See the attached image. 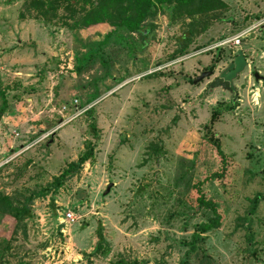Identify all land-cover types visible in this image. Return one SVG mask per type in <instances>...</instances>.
Listing matches in <instances>:
<instances>
[{
  "label": "rangeland",
  "instance_id": "1",
  "mask_svg": "<svg viewBox=\"0 0 264 264\" xmlns=\"http://www.w3.org/2000/svg\"><path fill=\"white\" fill-rule=\"evenodd\" d=\"M24 1L0 0V91L6 101L0 192L37 190L87 140L95 146L56 191L34 198L31 217L18 224L9 264L16 258L111 264L119 257L142 264H178L181 258L185 264H264V198L246 219L249 243L241 226L249 198L264 190V81L252 76H264V0H223L225 8L212 13L217 19L195 34L181 56L172 52L188 19L165 5L147 38L118 29L97 50L106 23H43L29 17ZM238 49L246 65L232 79L233 91L210 87ZM209 69L210 76L191 82ZM214 105L219 112L211 122ZM208 135L228 156L223 179L201 184L220 220L187 252L180 241L213 216L195 205L191 188L219 168ZM65 211L73 220L59 223ZM12 226V218L0 214V240ZM97 229L105 254L93 249Z\"/></svg>",
  "mask_w": 264,
  "mask_h": 264
},
{
  "label": "trees",
  "instance_id": "2",
  "mask_svg": "<svg viewBox=\"0 0 264 264\" xmlns=\"http://www.w3.org/2000/svg\"><path fill=\"white\" fill-rule=\"evenodd\" d=\"M162 5L169 12H177L182 14L188 20L181 33L176 37V47L172 56H181L184 54L186 47L192 41L196 33L206 28L210 20L217 19L212 14L217 10L225 8L226 4L223 0H25L24 8L27 10L29 17L39 19L43 23L53 22L66 27H87L90 25L106 23L109 29L99 36L96 40V49L108 42L111 35L118 29L125 30L129 34L136 33L145 39L151 35L153 29L154 18ZM20 16H24L23 12ZM120 40H123L121 36ZM124 44L125 42L122 41ZM97 52V51H96ZM0 113L6 109V101L3 92L0 91ZM234 101L223 107L228 110L233 107ZM92 106L85 109L86 114L91 116ZM219 109L213 106L210 112V121L212 122L218 115ZM89 129L96 136L94 128V120L89 122ZM209 132V128H208ZM206 141L211 144L219 161V168L210 171L201 180H197L191 184L193 190V201L197 207H208L213 216L209 217L205 222H199L195 225L194 231L188 240L180 242L186 246L187 252L195 251L197 242H202L200 235L214 228L219 224L220 215L218 213L216 203L212 199L205 197L201 190V184L205 181L215 179L221 181L225 176L228 167V156L221 150L219 142L213 135L205 136ZM94 142L86 141L84 149L76 156L74 160L69 161L66 166L44 186L37 190L16 191L12 194L0 192V214L8 215L13 220V226L10 230L8 238L0 240V264H9L6 257L10 252L13 241L15 240L16 231L20 222L31 217V204L34 198L43 196L48 192L56 191L65 179L74 175L81 165L89 159L93 154ZM159 142L152 144V149L156 153L159 151ZM264 198V190L254 193L249 198V206L241 217V226H244V236L248 243L251 240L250 226L247 217L251 215L257 206V203ZM96 241L93 249L101 254L106 253L101 230L95 231ZM203 252V251H202ZM15 264H30L23 258H16ZM111 264H142L140 260H126L122 257L117 258ZM178 264H185V258H181Z\"/></svg>",
  "mask_w": 264,
  "mask_h": 264
},
{
  "label": "water",
  "instance_id": "3",
  "mask_svg": "<svg viewBox=\"0 0 264 264\" xmlns=\"http://www.w3.org/2000/svg\"><path fill=\"white\" fill-rule=\"evenodd\" d=\"M235 53V57L232 59L231 62L228 63V65L222 71H220L218 77L210 83V87L220 85L223 89H229V81H231L235 77V75L240 72L246 65V60L242 51L238 49ZM211 74V70H202L194 78L191 79V82L195 84L196 82L200 81L205 77L210 76ZM252 76L254 81H264V76H262L258 72H253ZM110 185V183L106 185L104 193L108 191Z\"/></svg>",
  "mask_w": 264,
  "mask_h": 264
},
{
  "label": "built area",
  "instance_id": "4",
  "mask_svg": "<svg viewBox=\"0 0 264 264\" xmlns=\"http://www.w3.org/2000/svg\"><path fill=\"white\" fill-rule=\"evenodd\" d=\"M74 103H75V99L73 100ZM73 220V216L71 215V213L69 211H65L63 212L62 214H60L59 216V223H67L68 221H71Z\"/></svg>",
  "mask_w": 264,
  "mask_h": 264
},
{
  "label": "flooded vegetation",
  "instance_id": "5",
  "mask_svg": "<svg viewBox=\"0 0 264 264\" xmlns=\"http://www.w3.org/2000/svg\"><path fill=\"white\" fill-rule=\"evenodd\" d=\"M235 52H236V51H235ZM235 52L233 53V55H232V57H231V61H232V59H233V58L235 57V55H236ZM216 55H217V52H216V54H215L213 60L216 58ZM243 55H244V54H243ZM244 58H245V56H244ZM231 61H229V62H231ZM229 62H228V63H229ZM228 63L225 65V67L228 65ZM225 67H223L222 70H223ZM209 70H210V69H209ZM222 70H220V71H222ZM200 71H201V70H200ZM211 71H212V70H211ZM219 73H220V72H219ZM219 73H218V74H219ZM252 74H253V73H252ZM217 77H218V75H217V76H214L210 82H213V80L216 79ZM231 81H232V80H231ZM231 81H229V89H225L226 91H229V92L233 91L234 87H233ZM219 83H220V82H219ZM219 86H220V85H219ZM220 87H221V86H220Z\"/></svg>",
  "mask_w": 264,
  "mask_h": 264
}]
</instances>
